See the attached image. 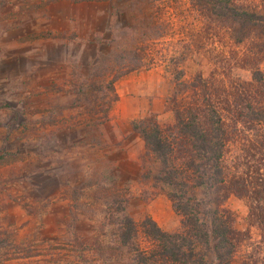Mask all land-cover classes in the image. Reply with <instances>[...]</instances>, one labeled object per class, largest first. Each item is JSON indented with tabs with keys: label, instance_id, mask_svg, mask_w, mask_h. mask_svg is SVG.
I'll return each mask as SVG.
<instances>
[{
	"label": "rangeland",
	"instance_id": "1",
	"mask_svg": "<svg viewBox=\"0 0 264 264\" xmlns=\"http://www.w3.org/2000/svg\"><path fill=\"white\" fill-rule=\"evenodd\" d=\"M229 1L264 13V0ZM10 3L7 7L1 1L5 7L0 10H10L1 15V21L13 20L20 36L14 40L16 52L10 54L15 60L14 72L0 73V155L11 153L0 158V264H132L126 254L118 258L108 210L103 201L93 197L97 189L89 187L101 167H112L120 190H129L128 210L137 222L150 216L162 229L174 232L181 217L164 194L145 201V191L151 195L153 189L140 177L144 142L129 123L120 126L114 119L115 96L133 92L123 80L112 89L102 77H94L98 88L88 87L91 61L98 59V52L110 50L113 36L123 47L141 48L143 65L128 77L154 71L155 75L146 77L150 81L159 76L160 85L154 93L167 98L176 70L183 71V80H192L197 73L207 77L212 70L233 79L250 78L241 59L248 45L235 43L225 28L210 29L189 0ZM93 10L96 38L100 39L94 55L89 40H75L78 33L72 28L57 33L54 40L52 28L67 22L62 16L68 11L87 15ZM131 26L137 29H129ZM62 39L69 40V53L59 48ZM1 42L0 47L12 46V40ZM63 62L68 70L62 67ZM260 67L264 70V61ZM141 84L148 85L143 79ZM81 86L84 90L79 92ZM157 118L161 124L174 120L166 106ZM76 196L78 200L73 199ZM227 206L244 235L230 264H240L252 251L264 255V241L258 227L249 222L248 205L231 196Z\"/></svg>",
	"mask_w": 264,
	"mask_h": 264
},
{
	"label": "trees",
	"instance_id": "2",
	"mask_svg": "<svg viewBox=\"0 0 264 264\" xmlns=\"http://www.w3.org/2000/svg\"><path fill=\"white\" fill-rule=\"evenodd\" d=\"M189 1L210 29L225 28L235 43L248 45L241 59L251 76L233 79L212 70L207 77L197 73L192 80H183V71L176 70L166 99L173 122L161 124L154 114L130 122L144 142L141 180L153 189L151 195L145 191L144 199L167 196L181 217L177 231H165L150 216L137 222L128 210L129 190H120L112 167H101L96 181H91L89 187L97 189L93 197L108 210L119 256L113 253L119 259L126 254L132 264H230L244 240L227 206L231 196L248 205L249 222L258 227L264 241V70L260 67L264 13L229 0ZM99 40L95 41L100 46ZM118 41L113 36L110 50L98 52V59L91 62L88 87L98 88L95 79L102 77L114 89L123 76L142 67L144 50L123 47ZM10 154L2 152L0 158ZM240 264H264V255L252 251Z\"/></svg>",
	"mask_w": 264,
	"mask_h": 264
},
{
	"label": "crops",
	"instance_id": "3",
	"mask_svg": "<svg viewBox=\"0 0 264 264\" xmlns=\"http://www.w3.org/2000/svg\"><path fill=\"white\" fill-rule=\"evenodd\" d=\"M1 1H5V4L7 7L9 6V3L11 0H0V9L2 7H5V4L1 5ZM10 5H13V3H10ZM10 10L4 11L0 10V40H2L1 43H9V40H12V46L10 47L9 44L7 46L0 47V73L5 72L6 74H9L10 72H14V64L15 60L10 59L11 53L16 52V46H15V38L17 36V31L15 30V22L11 19L7 20H2L1 21V15L5 14L8 15ZM67 15H63L62 18H66L67 22L62 25H56L52 28L53 33V38L55 40V37L57 33H64L68 29L71 30V28L74 32H77V39H82V40H89V44L93 46V55L94 52H96V37H97V31L95 29L96 25V13L95 10L89 11L91 14L87 15H71V13L68 11ZM71 17H74V20L71 19ZM72 23V25H71ZM31 32V31H30ZM25 35V34H24ZM62 37V36H61ZM53 38H47V40L53 41ZM6 39V40H5ZM5 40V41H3ZM62 39L60 42L62 44V50L66 51L69 53V48L67 47L68 44L70 43L69 40ZM91 40V41H90ZM67 41V43H65ZM87 42V41H86ZM42 49V48H41ZM93 60H95L93 58ZM92 60V61H93ZM91 61V60H90ZM91 61V62H92ZM81 62V61H80ZM89 60L86 62V65H88ZM11 63V64H10ZM67 62L61 63L62 67L66 68L68 70L70 67ZM63 68V69H64ZM154 74V71L149 70L146 74H141L139 76H135L130 78L128 77V74L125 75L128 78L125 80L123 76L119 81L123 80V83L126 82L127 88L133 92L132 94H125V93H120L119 92V98L117 97V101L115 104V123L117 125H122L129 123L133 119H137L139 117H145L149 114H154L157 117L159 114L164 113L165 106H166V99L162 94L157 92L156 94L155 89L160 85V77L152 78L150 81H148V78L146 75L148 74ZM9 77V75H7ZM143 79V83H147L145 87L142 86L141 82ZM150 85V86H149ZM119 127L117 126L116 133L119 134L120 130L118 129Z\"/></svg>",
	"mask_w": 264,
	"mask_h": 264
}]
</instances>
